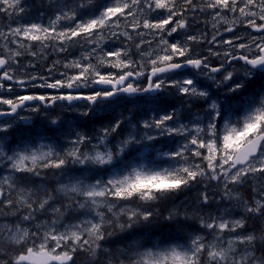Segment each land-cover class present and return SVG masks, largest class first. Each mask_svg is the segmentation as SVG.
Wrapping results in <instances>:
<instances>
[{
    "label": "snow or ice",
    "instance_id": "snow-or-ice-1",
    "mask_svg": "<svg viewBox=\"0 0 264 264\" xmlns=\"http://www.w3.org/2000/svg\"><path fill=\"white\" fill-rule=\"evenodd\" d=\"M83 258L264 264V0H0V264Z\"/></svg>",
    "mask_w": 264,
    "mask_h": 264
},
{
    "label": "rangeland",
    "instance_id": "rangeland-1",
    "mask_svg": "<svg viewBox=\"0 0 264 264\" xmlns=\"http://www.w3.org/2000/svg\"><path fill=\"white\" fill-rule=\"evenodd\" d=\"M58 111H59V110H58ZM60 114L62 115V117H63L64 119H71L72 116L74 115L73 113H69V112H67V111L61 112ZM28 115H34V116H36V114L30 113V112H28ZM191 195H194V193L191 194ZM183 199H184L183 196L179 197V198L177 199V203H179V201H180V200H183ZM83 259L85 260V264H87V260H86V258H83Z\"/></svg>",
    "mask_w": 264,
    "mask_h": 264
},
{
    "label": "flooded vegetation",
    "instance_id": "flooded-vegetation-1",
    "mask_svg": "<svg viewBox=\"0 0 264 264\" xmlns=\"http://www.w3.org/2000/svg\"><path fill=\"white\" fill-rule=\"evenodd\" d=\"M22 115H25V116H31L33 121H37L38 120V117L37 116H34V115H28V112H24L22 113Z\"/></svg>",
    "mask_w": 264,
    "mask_h": 264
},
{
    "label": "trees",
    "instance_id": "trees-1",
    "mask_svg": "<svg viewBox=\"0 0 264 264\" xmlns=\"http://www.w3.org/2000/svg\"><path fill=\"white\" fill-rule=\"evenodd\" d=\"M131 106V105H130ZM137 111H139V108H137ZM154 239H156V240H159L160 239V237L159 236H157V237H154Z\"/></svg>",
    "mask_w": 264,
    "mask_h": 264
}]
</instances>
